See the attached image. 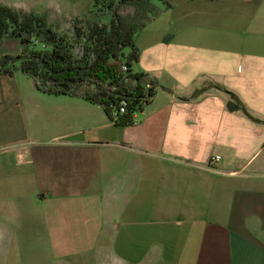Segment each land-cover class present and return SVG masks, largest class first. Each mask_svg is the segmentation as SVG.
I'll return each mask as SVG.
<instances>
[{
    "label": "crops",
    "instance_id": "obj_1",
    "mask_svg": "<svg viewBox=\"0 0 264 264\" xmlns=\"http://www.w3.org/2000/svg\"><path fill=\"white\" fill-rule=\"evenodd\" d=\"M167 1L137 39L163 88L134 126L0 74V264H264V0Z\"/></svg>",
    "mask_w": 264,
    "mask_h": 264
},
{
    "label": "trees",
    "instance_id": "obj_2",
    "mask_svg": "<svg viewBox=\"0 0 264 264\" xmlns=\"http://www.w3.org/2000/svg\"><path fill=\"white\" fill-rule=\"evenodd\" d=\"M171 8L167 0H95L90 11L72 20V34H66L51 25L45 13L0 4V47L17 39L22 48L20 55L0 60V74L21 72L44 94L84 99L103 107L117 126H134L137 115L163 88L157 79L135 69L141 57L137 39ZM95 12L106 14L108 23L92 22L88 14ZM209 88L190 99L200 98ZM216 88L230 95L226 105L230 112L263 123L236 95Z\"/></svg>",
    "mask_w": 264,
    "mask_h": 264
},
{
    "label": "rangeland",
    "instance_id": "obj_3",
    "mask_svg": "<svg viewBox=\"0 0 264 264\" xmlns=\"http://www.w3.org/2000/svg\"><path fill=\"white\" fill-rule=\"evenodd\" d=\"M0 2H6V1H0ZM8 2L10 1L8 0ZM13 2L20 3L21 8H24L26 12L31 11V10H35V11L38 10V12L45 13L51 25H53L55 28L58 27V29L62 27L65 31L64 33L72 34V31H70L71 22L75 17L72 15L71 7H74V3L78 4L77 2H82V1H73L72 3H69L68 1H64V3L66 4L64 15H60L59 11L57 10L50 11L49 9H54V7L52 6L49 8H46L45 0H16ZM88 15H90V20L92 22L99 21L101 23H108L109 21V17L106 14H103L101 12H95L94 14L90 13ZM93 264H125V263L118 262L116 259H114L113 255L108 254L105 257V259L101 260V262L99 263L95 262Z\"/></svg>",
    "mask_w": 264,
    "mask_h": 264
},
{
    "label": "clouds",
    "instance_id": "obj_4",
    "mask_svg": "<svg viewBox=\"0 0 264 264\" xmlns=\"http://www.w3.org/2000/svg\"><path fill=\"white\" fill-rule=\"evenodd\" d=\"M54 3H59L60 4V9H59V14L60 15H64L65 14V8H66V4L64 3V0H45V7L49 8L51 7ZM8 6L10 8H16L17 4L15 2H13V0H10ZM55 11V9H53Z\"/></svg>",
    "mask_w": 264,
    "mask_h": 264
},
{
    "label": "built area",
    "instance_id": "obj_5",
    "mask_svg": "<svg viewBox=\"0 0 264 264\" xmlns=\"http://www.w3.org/2000/svg\"><path fill=\"white\" fill-rule=\"evenodd\" d=\"M125 70H126V68H125ZM120 112L121 113L125 112V106L124 105H122ZM219 162H220V158H212L211 161H210V165L212 167H215L216 165L219 164Z\"/></svg>",
    "mask_w": 264,
    "mask_h": 264
}]
</instances>
